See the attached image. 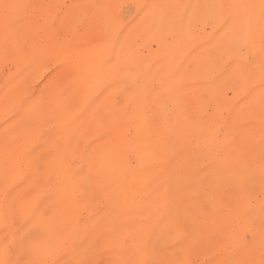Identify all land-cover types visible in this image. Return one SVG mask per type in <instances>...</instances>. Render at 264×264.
Listing matches in <instances>:
<instances>
[{
	"label": "clouds",
	"instance_id": "9594fccd",
	"mask_svg": "<svg viewBox=\"0 0 264 264\" xmlns=\"http://www.w3.org/2000/svg\"><path fill=\"white\" fill-rule=\"evenodd\" d=\"M0 264H264V0H0Z\"/></svg>",
	"mask_w": 264,
	"mask_h": 264
}]
</instances>
